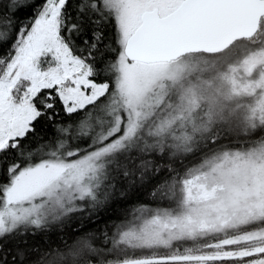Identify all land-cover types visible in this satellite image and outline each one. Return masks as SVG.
Instances as JSON below:
<instances>
[{
	"label": "snow or ice",
	"instance_id": "obj_1",
	"mask_svg": "<svg viewBox=\"0 0 264 264\" xmlns=\"http://www.w3.org/2000/svg\"><path fill=\"white\" fill-rule=\"evenodd\" d=\"M0 264H264V0H0Z\"/></svg>",
	"mask_w": 264,
	"mask_h": 264
}]
</instances>
